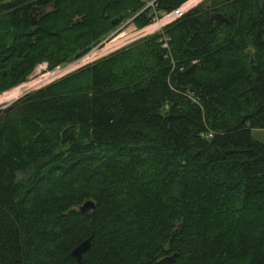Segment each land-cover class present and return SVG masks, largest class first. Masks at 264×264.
Returning <instances> with one entry per match:
<instances>
[{"label": "trees", "instance_id": "trees-1", "mask_svg": "<svg viewBox=\"0 0 264 264\" xmlns=\"http://www.w3.org/2000/svg\"><path fill=\"white\" fill-rule=\"evenodd\" d=\"M190 1L0 0V90ZM177 13L0 108V264H264V0Z\"/></svg>", "mask_w": 264, "mask_h": 264}, {"label": "rangeland", "instance_id": "rangeland-1", "mask_svg": "<svg viewBox=\"0 0 264 264\" xmlns=\"http://www.w3.org/2000/svg\"><path fill=\"white\" fill-rule=\"evenodd\" d=\"M199 0H191L188 5H186V8L194 5V3H197ZM163 13L161 16L155 17L151 22L146 24L147 26H136L133 24L131 18H126L122 21H120L117 25H115L112 29H110L108 32H106L98 41L91 43L88 48L83 51L81 54L78 56L72 57L70 59H66L60 63H57L60 69L62 70L59 74L54 75L50 79L44 80L42 83L39 85L38 82L39 80L35 81L34 79H37L39 76H42V74L46 71L44 69L38 70V63L35 64L33 69L31 70L30 73H28L23 81L20 83H23L20 87L8 91L5 94H3L4 91L12 88L13 86L19 85H13L11 87H8L6 89L0 90V108H5L7 103H11L15 98L19 97L23 93L36 89L38 87H41L51 81H54L58 79L59 77L74 71L78 69L79 67L85 65L86 63L92 62L94 60H97L113 51H117L122 48H126L135 41H138L139 39L148 36L149 34L158 31L163 24L166 22L170 21L173 19L171 16H165ZM164 17V18H163ZM154 23V24H153ZM151 24V25H150ZM164 41L162 42L161 45H164ZM107 48L106 52L98 55L95 59H88V56H84L87 62H83V64H80L81 58L83 57V54L90 50H98L100 47H105ZM56 65V64H55ZM53 65V67L55 66ZM52 67V66H51ZM46 69H50V67H46ZM46 76H51V74H47ZM33 80L32 82H30ZM33 87V88H30ZM29 88V89H28ZM26 89V90H24ZM12 97V98H11ZM10 98V99H9ZM8 99V100H5ZM9 103V104H10ZM252 136L261 139L264 141V129H259V128H253L251 130ZM66 144L59 146L60 148L58 149H63Z\"/></svg>", "mask_w": 264, "mask_h": 264}, {"label": "built area", "instance_id": "built-area-1", "mask_svg": "<svg viewBox=\"0 0 264 264\" xmlns=\"http://www.w3.org/2000/svg\"><path fill=\"white\" fill-rule=\"evenodd\" d=\"M195 4V3H194ZM181 5V4H180ZM179 5V6H180ZM179 6L177 7V8H175V9H173V10H171V11H169V12H167V13H164L165 14V16L166 15H168L170 12H172V11H176V10H178V13H177V15L176 16H178V15H180L184 10H186L187 8H189V7H187L186 9H184V10H179L178 8H179ZM192 6V5H191ZM175 16V17H176ZM174 17V18H175ZM144 26H147V25H144ZM105 46V45H104ZM106 50H107V48H106V46L105 47H100L98 50H96V51H94V50H90V51H88V52H86L85 54H83V57L81 58V61H80V64L82 63L83 64V62H87L86 61V59L85 60H83L85 57L84 56H88V59H95L98 55H101V54H103V53H105L106 52ZM46 67H47V62L45 61V60H42V61H40V62H38V70H41V69H44V70H46L43 74H42V76H39L37 79H34L35 81H37V80H39V82H38V84L37 85H39L40 83H42L44 80H46V79H50L51 77H53L54 75H56V74H59L62 70L60 69L61 67H59L58 66V64H56L54 67L52 66V67H50V69H46ZM47 74H51V76H46ZM33 80H31L30 82H32ZM19 84V83H18ZM21 84V83H20ZM30 88H33V87H30ZM29 89V88H28ZM24 90H26V89H24ZM12 98V97H11ZM10 99V98H9ZM5 100H8V99H5ZM10 103V102H9ZM8 104V103H7ZM6 104V105H7Z\"/></svg>", "mask_w": 264, "mask_h": 264}, {"label": "water", "instance_id": "water-1", "mask_svg": "<svg viewBox=\"0 0 264 264\" xmlns=\"http://www.w3.org/2000/svg\"><path fill=\"white\" fill-rule=\"evenodd\" d=\"M223 15L220 12H211L208 15L209 20H221L223 19ZM9 106V103L5 106V108ZM93 207V202L91 199H85L82 203L79 204V209H89ZM90 242V236H87L83 238L81 241H79L71 250L70 254L75 258L76 261H80L82 253L87 249ZM173 254H169L164 256L166 259H171Z\"/></svg>", "mask_w": 264, "mask_h": 264}, {"label": "bare ground", "instance_id": "bare-ground-1", "mask_svg": "<svg viewBox=\"0 0 264 264\" xmlns=\"http://www.w3.org/2000/svg\"><path fill=\"white\" fill-rule=\"evenodd\" d=\"M154 24V23H153Z\"/></svg>", "mask_w": 264, "mask_h": 264}]
</instances>
